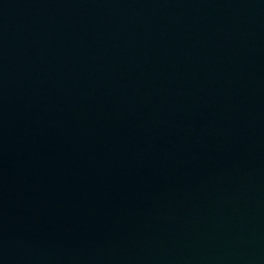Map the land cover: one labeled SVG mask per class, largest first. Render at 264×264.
<instances>
[{"label":"water","instance_id":"water-1","mask_svg":"<svg viewBox=\"0 0 264 264\" xmlns=\"http://www.w3.org/2000/svg\"><path fill=\"white\" fill-rule=\"evenodd\" d=\"M0 264H264V0H0Z\"/></svg>","mask_w":264,"mask_h":264}]
</instances>
